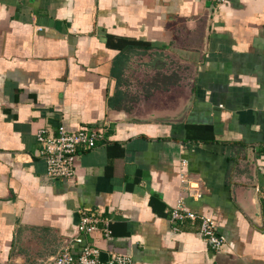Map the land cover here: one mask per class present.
Returning a JSON list of instances; mask_svg holds the SVG:
<instances>
[{
    "label": "crops",
    "instance_id": "0c3cea01",
    "mask_svg": "<svg viewBox=\"0 0 264 264\" xmlns=\"http://www.w3.org/2000/svg\"><path fill=\"white\" fill-rule=\"evenodd\" d=\"M58 124L103 131L68 181L36 144ZM79 211L112 219L75 245L101 261L264 264V0H0V264L55 257Z\"/></svg>",
    "mask_w": 264,
    "mask_h": 264
},
{
    "label": "built area",
    "instance_id": "2783aa9c",
    "mask_svg": "<svg viewBox=\"0 0 264 264\" xmlns=\"http://www.w3.org/2000/svg\"><path fill=\"white\" fill-rule=\"evenodd\" d=\"M216 6L222 5L226 0H205ZM103 132V131H102ZM101 131L79 130L68 132L62 124L54 129L43 128L36 134L38 154L46 165V176L51 179L68 181L76 175L75 161L79 151L94 149L103 138ZM78 233L79 237L66 241L59 253L43 264H131V259L124 254L106 251L107 261H101V250L85 244L77 251L76 244H82V235L100 232L105 239L111 237V218L96 214H87L79 211ZM168 220L173 231L180 232L186 223L198 222V235L214 252L222 250L225 239L218 234L217 223L214 219L200 216L184 208L182 201L168 212Z\"/></svg>",
    "mask_w": 264,
    "mask_h": 264
},
{
    "label": "rangeland",
    "instance_id": "374dc122",
    "mask_svg": "<svg viewBox=\"0 0 264 264\" xmlns=\"http://www.w3.org/2000/svg\"><path fill=\"white\" fill-rule=\"evenodd\" d=\"M175 75V74H174ZM173 77H175V76H173Z\"/></svg>",
    "mask_w": 264,
    "mask_h": 264
}]
</instances>
